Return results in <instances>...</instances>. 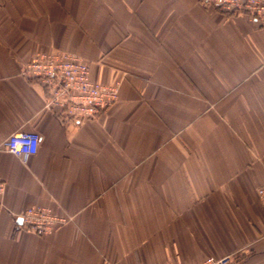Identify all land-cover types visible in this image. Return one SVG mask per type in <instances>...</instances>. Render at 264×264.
<instances>
[{
  "label": "crops",
  "instance_id": "0c3cea01",
  "mask_svg": "<svg viewBox=\"0 0 264 264\" xmlns=\"http://www.w3.org/2000/svg\"><path fill=\"white\" fill-rule=\"evenodd\" d=\"M68 51L119 82L98 119L23 73ZM17 131L26 159L2 148ZM0 264H264V19L202 0H0ZM49 206V233L20 220Z\"/></svg>",
  "mask_w": 264,
  "mask_h": 264
},
{
  "label": "built area",
  "instance_id": "2783aa9c",
  "mask_svg": "<svg viewBox=\"0 0 264 264\" xmlns=\"http://www.w3.org/2000/svg\"><path fill=\"white\" fill-rule=\"evenodd\" d=\"M203 3L225 13H243L252 19H264V0H202ZM23 73L36 80L46 92V106L73 120L98 119L104 110L119 97V82L99 83L92 80L89 64L79 55L68 51L35 52L24 65ZM40 134L36 131H17L10 134L2 148L26 159L38 150ZM5 182L0 177V199ZM264 204V183L258 188ZM22 223L31 231L45 234L69 221L49 206H31L20 215ZM233 255H209L198 264H233ZM163 264H173L171 262Z\"/></svg>",
  "mask_w": 264,
  "mask_h": 264
},
{
  "label": "rangeland",
  "instance_id": "374dc122",
  "mask_svg": "<svg viewBox=\"0 0 264 264\" xmlns=\"http://www.w3.org/2000/svg\"><path fill=\"white\" fill-rule=\"evenodd\" d=\"M51 52H56V51H51ZM72 53V52H71ZM75 54V53H74Z\"/></svg>",
  "mask_w": 264,
  "mask_h": 264
},
{
  "label": "water",
  "instance_id": "95a60500",
  "mask_svg": "<svg viewBox=\"0 0 264 264\" xmlns=\"http://www.w3.org/2000/svg\"><path fill=\"white\" fill-rule=\"evenodd\" d=\"M21 220V219H20Z\"/></svg>",
  "mask_w": 264,
  "mask_h": 264
}]
</instances>
